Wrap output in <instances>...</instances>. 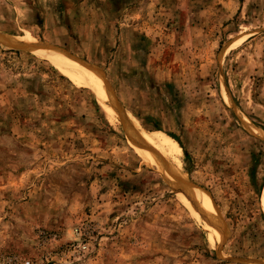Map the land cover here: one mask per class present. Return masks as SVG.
Masks as SVG:
<instances>
[{
	"label": "rangeland",
	"instance_id": "obj_1",
	"mask_svg": "<svg viewBox=\"0 0 264 264\" xmlns=\"http://www.w3.org/2000/svg\"><path fill=\"white\" fill-rule=\"evenodd\" d=\"M26 261L264 264V0H0V264Z\"/></svg>",
	"mask_w": 264,
	"mask_h": 264
},
{
	"label": "bare ground",
	"instance_id": "obj_2",
	"mask_svg": "<svg viewBox=\"0 0 264 264\" xmlns=\"http://www.w3.org/2000/svg\"><path fill=\"white\" fill-rule=\"evenodd\" d=\"M30 44V43H29ZM31 46V45H30ZM28 47V46H27ZM30 49V48H29ZM31 50V49H30ZM36 51H37V53L39 54V55H42V56H44V57H47V58H49V59H51V61L53 60V61H59V59L57 60V58H58V56H57V54L55 53H53V52H48V51H46L45 49H42V48H37V49H35ZM36 53V52H35ZM58 55H60V54H58ZM60 57H61V55H60ZM64 58V57H63ZM55 63V62H54ZM58 64V63H57ZM99 85V84H98ZM132 132H133V130H132ZM129 134V133H128ZM130 135V134H129ZM131 135H132V133H131ZM134 136H136V132L134 133ZM136 139L134 138L133 139V137H132V141H133V143H134V141H135ZM137 141V140H136ZM148 146V145H147ZM147 146H145V145H140L139 147H138V150L141 152V153H143V155L145 156V157H148L147 156V152L148 153H150V151H149V149L147 148ZM149 147V146H148ZM150 148V147H149ZM151 149V148H150ZM147 150V151H146ZM144 151H145V153H144ZM152 151V150H151ZM152 153V152H151ZM156 157V156H155ZM157 159H159L158 157H157ZM154 160H156V159H154ZM160 160V159H159ZM158 161V160H157ZM160 162V161H159ZM159 166H162L163 167V164H162V162L159 164ZM166 167V166H165ZM179 178V177H178ZM180 181V180H179ZM181 183L184 185V187H187L190 191V193L192 192V194L194 195V200H195V204L200 208V211L202 212V214L204 215V216H206L208 219H210V218H212L213 217V212H214V208H213V205H212V203H211V200H209L208 199V195L206 194V193H204V191H202L201 189H199L198 187L196 188V187H194V188H192V185L191 184H189L182 176H181ZM181 185V184H180ZM187 189V190H188ZM213 219V218H212ZM214 221V220H213Z\"/></svg>",
	"mask_w": 264,
	"mask_h": 264
},
{
	"label": "built area",
	"instance_id": "obj_3",
	"mask_svg": "<svg viewBox=\"0 0 264 264\" xmlns=\"http://www.w3.org/2000/svg\"><path fill=\"white\" fill-rule=\"evenodd\" d=\"M25 264H30V262L29 261H26Z\"/></svg>",
	"mask_w": 264,
	"mask_h": 264
},
{
	"label": "water",
	"instance_id": "obj_4",
	"mask_svg": "<svg viewBox=\"0 0 264 264\" xmlns=\"http://www.w3.org/2000/svg\"><path fill=\"white\" fill-rule=\"evenodd\" d=\"M188 197V196H187Z\"/></svg>",
	"mask_w": 264,
	"mask_h": 264
}]
</instances>
